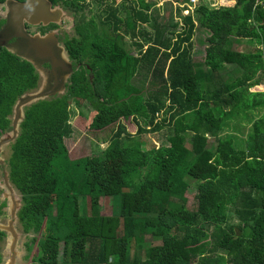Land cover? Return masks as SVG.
Wrapping results in <instances>:
<instances>
[{"label":"trees","instance_id":"trees-1","mask_svg":"<svg viewBox=\"0 0 264 264\" xmlns=\"http://www.w3.org/2000/svg\"><path fill=\"white\" fill-rule=\"evenodd\" d=\"M136 1L124 14L121 0L64 1L73 21L65 49L80 67L64 95L26 109L19 138L6 147L0 168L23 197L18 219L36 235L35 262L264 264V90H252L264 84V0L196 6L209 32L203 49L192 44L191 15L169 29L151 13L153 2ZM245 42L254 47L240 50ZM39 81L30 63L0 53V137ZM83 103L93 110L82 116L84 137H110L102 150L96 142L73 155L71 117ZM244 124L251 128L243 139L236 132ZM164 127L167 144L145 150L139 136ZM108 199L113 213L105 216Z\"/></svg>","mask_w":264,"mask_h":264},{"label":"water","instance_id":"water-1","mask_svg":"<svg viewBox=\"0 0 264 264\" xmlns=\"http://www.w3.org/2000/svg\"><path fill=\"white\" fill-rule=\"evenodd\" d=\"M10 17L6 28V34L10 38H18V41L8 47L9 53L16 55L30 63L39 74L38 88L26 92L20 97L13 108L10 116L11 130L0 137V166H4L5 160L2 153L6 147L16 142L20 136L21 125L26 118V109L33 104L47 101L56 96H62L65 84L69 78L72 67L66 50L58 45L52 35L28 34L24 22L32 25L50 23L60 24L64 13L60 8H53L50 0H28L25 4L14 3L9 7ZM48 64L50 68H44ZM1 190L5 191L1 201H6L5 210L9 219L5 224L0 223V231L7 236V248L9 257L4 264H17V257L21 234L18 231V214L23 206V197L11 184L8 173L3 170ZM4 237V240H5Z\"/></svg>","mask_w":264,"mask_h":264},{"label":"rangeland","instance_id":"rangeland-1","mask_svg":"<svg viewBox=\"0 0 264 264\" xmlns=\"http://www.w3.org/2000/svg\"><path fill=\"white\" fill-rule=\"evenodd\" d=\"M145 1L153 2L154 7L152 8L151 13L155 11L154 16L157 20V23L168 24L167 28L169 29L174 28L175 27L174 24L178 23L177 26L175 27L176 28L175 30H179L181 24V17L185 15H191L195 19V34L192 39V44L195 48H200V49H203V47L207 44V38L209 36V32L200 28V25L194 13V8L198 5H205L211 8L235 5V1L233 0H190L189 6H187L188 4L187 5L176 4L173 2V0H145ZM136 3H137L136 0H121L120 4L117 6V9L121 14H124L126 12H129L132 6L136 5ZM123 6L125 9H123ZM94 7H96L95 4L92 6V8L94 9ZM170 21L173 24H170ZM72 25H73V21L71 17H67L64 19L63 29L64 31L68 32L70 35L72 34ZM246 47L252 49L254 45H246L245 42L242 44V46L239 47V49L244 50ZM199 57H196L195 59L200 60ZM136 83L138 84L137 80ZM139 85L141 84L139 83ZM252 90H264V84L255 86ZM82 116H84L86 120H89L93 116L92 108H90L86 103H83L80 108L76 109V111H73L71 117V124L75 125V132L71 137V139H69L71 144L70 150L73 155L74 154L81 155V154L89 153L90 148L96 142H99V148L100 150H102L106 147V145H108V143L103 142V140L108 141L110 137V132H105V133L102 132L100 135H97L96 137L91 134L84 137V132L82 130L88 128V124L85 120L84 121L81 120ZM250 128H251V124L242 125L241 128H239V131L236 132V134H238L237 136L240 138L242 137L244 139L247 133L250 131ZM128 130L131 131L132 133H135L137 127L136 126L128 127ZM171 134H172L171 130L168 127H164L163 129L156 132L143 133L139 136V138L142 140L143 148L145 150H148L151 147H157L162 144H167L168 136H171ZM234 146L235 148L240 149V147L237 144H234ZM209 148L210 149L215 148V142L213 139L210 140ZM8 153H9V149L5 148L2 153V157L4 159L7 158ZM2 171L3 168H0V183H2ZM4 192L5 191L1 190L0 187V198H2ZM186 198H187V209L189 211H193L196 208L195 191L193 190V188H190V190H188L186 194ZM80 203L82 206L81 201ZM84 209L86 212H88L89 210L88 198L85 199ZM112 211H113V202L109 199L104 201L101 207L102 214L105 216H109L113 213ZM8 219H9L8 212L4 208V214L0 217V223L5 224L8 221ZM17 228L19 233L21 234L19 240V246H18V251H20V256L17 257L18 258L17 264H35L36 262H34V260L37 259L36 257L39 254V250H38L39 246L38 245L31 246V242L33 237H35L36 235L33 232L29 234H25L23 232L20 223H18ZM147 239L150 240V237H148ZM159 244L161 243L160 242L153 243V245H159ZM6 246H7V236L5 237V240L3 241L0 248L3 262L5 259L9 257V250Z\"/></svg>","mask_w":264,"mask_h":264},{"label":"flooded vegetation","instance_id":"flooded-vegetation-1","mask_svg":"<svg viewBox=\"0 0 264 264\" xmlns=\"http://www.w3.org/2000/svg\"><path fill=\"white\" fill-rule=\"evenodd\" d=\"M64 1L65 0H63V1L62 0H50L53 8H60L64 13L63 17L61 18V22L59 25H57L56 23H50L48 25H44V24L32 25V24H29L28 22L25 21L24 27H25L26 32L28 34H31V35H36V34H40L42 36L52 35L56 39L58 45H60L61 47H63L65 49V39L67 37H70V34L66 31H64L63 21L65 18L70 17L71 13L68 10H66L65 7L63 6ZM27 2H28V0H0V53L3 51H7L9 53V51L7 50L8 47H10L11 45L15 44L18 41V38H15V37L10 38V35L6 34V28L8 26L9 17H10L9 7L11 5H13L14 3L25 4ZM69 62H70L71 67H72V72H71V74H70V76L67 79V82L65 84V91H66L67 86L70 84L69 80H70V77L73 73V69H78L80 67L79 64L74 63V61L72 62L70 59H69ZM84 67L87 70L86 75L89 79V82L91 83L93 80V78H92L93 76L91 74V69L85 63H84ZM44 68H46L48 70L50 68V66L48 64H44ZM65 91H64V93H65ZM64 93H63V95H64ZM0 257H1V264H4L7 262L8 258L5 259L3 262L1 251H0ZM34 262H35V260H34ZM35 264H38V263H35Z\"/></svg>","mask_w":264,"mask_h":264}]
</instances>
